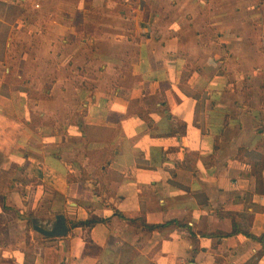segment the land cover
<instances>
[{"label": "crops", "instance_id": "obj_1", "mask_svg": "<svg viewBox=\"0 0 264 264\" xmlns=\"http://www.w3.org/2000/svg\"><path fill=\"white\" fill-rule=\"evenodd\" d=\"M109 1L0 0V264H264V0ZM42 26L34 128L4 88Z\"/></svg>", "mask_w": 264, "mask_h": 264}, {"label": "rangeland", "instance_id": "obj_2", "mask_svg": "<svg viewBox=\"0 0 264 264\" xmlns=\"http://www.w3.org/2000/svg\"><path fill=\"white\" fill-rule=\"evenodd\" d=\"M64 1L66 0H35V4H41L38 8H35V11L38 15L44 17L52 15L55 11H58L63 15L64 7L63 5H58L60 4L59 2ZM70 1L73 2L75 0ZM103 3L107 5L111 4L109 0H103ZM112 7H105L106 11L110 12L112 9L116 10L117 8L120 10L124 9L121 7V5L116 4L112 5ZM120 13L122 16V12ZM37 14L35 13V15ZM45 26L47 25L45 24ZM93 29H95L94 25H92L90 30ZM46 32L47 28L43 29L42 26L41 36L33 38L29 37L26 39L20 38L17 41V44L25 47L19 49L20 52L18 57H9L6 64V66L12 68V71L7 76V84L5 85L6 87L4 88V91L7 93H11V91L19 92L17 93V96L22 101L23 112L27 118L32 119L34 128L36 100H44L47 96L46 88H41L39 86L41 85V81H47L48 79L58 75L63 76L64 66L68 64L64 57L65 52H68V50L65 49L63 41L59 39V42L54 43L51 38L52 36H50L49 39V36L46 34ZM6 34L8 33L6 32ZM6 34L2 33L3 36ZM0 42L3 44L7 41L2 39ZM111 43V41H109V43L107 42L109 46H111ZM28 46L31 48L27 50L26 48ZM23 53H30V55H22ZM50 66L51 68L57 69L54 74L51 71L48 72L47 69ZM58 69L61 70V73L58 72ZM18 75H22V79L18 78ZM23 80L29 81L30 83L25 84Z\"/></svg>", "mask_w": 264, "mask_h": 264}, {"label": "water", "instance_id": "obj_3", "mask_svg": "<svg viewBox=\"0 0 264 264\" xmlns=\"http://www.w3.org/2000/svg\"><path fill=\"white\" fill-rule=\"evenodd\" d=\"M67 229L65 222L63 221V219H59L57 225L52 229V230H45V229H41L38 228V230L48 236H55L60 232H63Z\"/></svg>", "mask_w": 264, "mask_h": 264}, {"label": "trees", "instance_id": "obj_4", "mask_svg": "<svg viewBox=\"0 0 264 264\" xmlns=\"http://www.w3.org/2000/svg\"><path fill=\"white\" fill-rule=\"evenodd\" d=\"M102 220L100 219V218H98V217H93L91 220H88V221H86V222H81V223H79V224H81V225H88V226H92V225H94V224H96V223H98V222H101Z\"/></svg>", "mask_w": 264, "mask_h": 264}]
</instances>
